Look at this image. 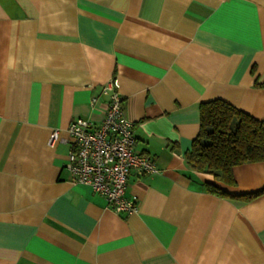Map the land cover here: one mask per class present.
<instances>
[{
    "label": "crops",
    "instance_id": "obj_1",
    "mask_svg": "<svg viewBox=\"0 0 264 264\" xmlns=\"http://www.w3.org/2000/svg\"><path fill=\"white\" fill-rule=\"evenodd\" d=\"M113 76L158 168L129 175L128 216L64 167ZM213 99L264 119V0H0V264H264V192L205 186L259 192L264 161L228 185L185 159Z\"/></svg>",
    "mask_w": 264,
    "mask_h": 264
},
{
    "label": "built area",
    "instance_id": "obj_2",
    "mask_svg": "<svg viewBox=\"0 0 264 264\" xmlns=\"http://www.w3.org/2000/svg\"><path fill=\"white\" fill-rule=\"evenodd\" d=\"M119 88L114 76L103 84L108 102L98 122L80 117L69 122V150L64 167L69 182L89 186L106 199L114 212L128 216L137 207L136 198L125 195L129 175L154 174L158 168L149 156L136 149L133 121L125 114ZM95 101L92 98V105ZM57 137L55 129L48 143L52 145Z\"/></svg>",
    "mask_w": 264,
    "mask_h": 264
},
{
    "label": "trees",
    "instance_id": "obj_3",
    "mask_svg": "<svg viewBox=\"0 0 264 264\" xmlns=\"http://www.w3.org/2000/svg\"><path fill=\"white\" fill-rule=\"evenodd\" d=\"M199 131L185 152L188 166L211 173L232 185V168L244 162L264 161V119H256L222 99L199 104ZM207 190L218 196L239 201L251 200L264 192L232 195L213 184Z\"/></svg>",
    "mask_w": 264,
    "mask_h": 264
}]
</instances>
